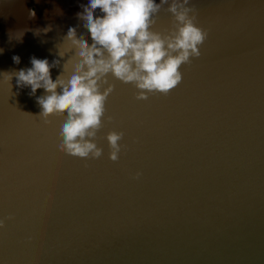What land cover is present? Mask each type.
I'll return each instance as SVG.
<instances>
[{"label": "water", "instance_id": "obj_1", "mask_svg": "<svg viewBox=\"0 0 264 264\" xmlns=\"http://www.w3.org/2000/svg\"><path fill=\"white\" fill-rule=\"evenodd\" d=\"M87 3L0 0V219L14 217L0 230V264H264V0H191L208 36L174 91L204 89L195 105L168 100L172 91L137 101L109 76L113 119L97 133V160L61 153L62 119L39 116L44 90L32 96L4 74L59 59L69 27L91 44L76 15ZM167 7L153 30L171 28ZM113 130L127 145L116 163Z\"/></svg>", "mask_w": 264, "mask_h": 264}, {"label": "clouds", "instance_id": "obj_2", "mask_svg": "<svg viewBox=\"0 0 264 264\" xmlns=\"http://www.w3.org/2000/svg\"><path fill=\"white\" fill-rule=\"evenodd\" d=\"M165 5L173 17L172 26L165 32L155 31L158 14ZM80 7L82 11L76 15L90 34L91 44L85 35H78L76 27H69L56 46L59 59L50 63L32 57L30 68L4 74L10 84L16 79L17 88H30L32 96L44 90V95L36 99L41 108L39 116L45 124L51 123V117L62 119L57 145L61 153L97 160L103 156V149L96 143L97 133L105 120L111 123L113 119L107 115L106 103L115 86L108 77L131 84L137 90V101H147L150 95L166 96L182 82L181 67L200 57L208 32L197 26L191 0H88ZM25 31L28 29L18 34L10 32V40H22ZM41 31L47 34L51 26L37 29L36 34ZM12 59L20 63L19 56ZM61 60L62 71L53 80L51 69L61 67ZM123 138L124 133L115 130L105 137L108 158L113 163L127 149ZM141 175L137 172L133 179ZM13 219H0V230Z\"/></svg>", "mask_w": 264, "mask_h": 264}, {"label": "bare ground", "instance_id": "obj_3", "mask_svg": "<svg viewBox=\"0 0 264 264\" xmlns=\"http://www.w3.org/2000/svg\"><path fill=\"white\" fill-rule=\"evenodd\" d=\"M186 75H183V78L185 77ZM183 78H182V82L178 85V88H180L181 87V84L185 81V80H183ZM175 90V89H174ZM174 90H172V93L168 96V100H174V99H181V101L180 102H182V103H185V104H183V106H188L189 104H193V105H195L196 103H198V102H201V99L203 98H205L203 95H205V92H203L202 93V90H204V89H200V87H197V88H194V90H195V94H193V95H191V94H188V90L187 89H180V90H177V91H174ZM191 92H193V91H191ZM196 94H197V96L198 97H196ZM202 98H201V97ZM206 97H207V95H206ZM179 108V107H178ZM237 109L239 110V113H241V112H243L244 113V106L243 105H241V104H238L237 105ZM247 110V109H246ZM248 111V110H247ZM176 114L177 112H175V110L174 109H168V110H166L165 112H164V114H166V115H173V114ZM225 113H226V111H225ZM237 114H238V112H235L234 113V115H233V118L235 119L236 118V116H237ZM249 115H251V114H249ZM260 115H261V113H259V117H260ZM252 116V115H251ZM252 118H250V120H251ZM240 121H241V119H240ZM240 121H238V120H235V122H237V123H240V124H242V125H246L247 123L245 122V121H242V122H240ZM249 121V120H248ZM118 122H116V123H114L113 125H116ZM233 123V122H232ZM147 125H148V123L146 124V125H144V126H142V127H138V128H135V132H140V130H142V131H144L145 129H146V127H147Z\"/></svg>", "mask_w": 264, "mask_h": 264}]
</instances>
